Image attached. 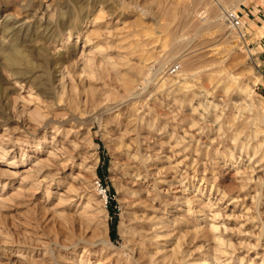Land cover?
Returning <instances> with one entry per match:
<instances>
[{"label":"rangeland","instance_id":"374dc122","mask_svg":"<svg viewBox=\"0 0 264 264\" xmlns=\"http://www.w3.org/2000/svg\"><path fill=\"white\" fill-rule=\"evenodd\" d=\"M114 1H116L115 6L109 9L103 5L106 0H0V78L3 80V82H0L2 86L0 112L3 113L4 111L2 107L5 98L13 100L17 94L26 96L33 80L35 81L34 92L40 94L42 89V91L49 94L57 93L56 101H58L61 94L59 91L61 75L59 74L60 72L55 74L53 69L58 64V61L55 60H58L57 57L59 55L63 57L61 62H59L64 65L61 70L64 69L63 71H65L66 69L67 71L65 76H68L66 79L67 85H69L68 88L76 87L80 100L84 103L80 102L79 104V108L82 111L79 109L80 114H78L79 116L76 120L65 126L66 130H71V132L68 130V139L64 137L65 135L57 139V142H64L66 147L73 148L74 155H72L75 163L73 167H69L66 170H63L62 167H56V163H54V167L52 166L51 170L60 169V175L52 187L53 202L46 209L49 210L58 203L59 195L67 191L66 189L71 183L74 186L77 184L75 188L83 197L84 202L91 200L92 206L95 209L97 208V211L100 209V211L104 212L105 210V213L99 215L103 219V227L101 226L100 230L93 234V229L89 230L79 225L65 227L57 221H50L49 223L44 221L42 219L44 212L40 211L36 203H41L40 201L44 199L45 189H42L35 196H28L26 199L28 201L25 203L20 200L21 204L23 203L22 205H20L18 200L12 202L6 208L0 210V264H85L88 261H91V264H152L150 262L151 257L154 258L157 252H161L164 245L174 246V238L171 240L166 239L164 236H160L159 240L152 238L155 232L150 231L153 226L148 225L146 231L149 235L150 245L148 244L146 248V258L139 260V256L132 251L130 235L133 224L132 217L143 213H136L137 209L134 208V200L142 197L146 200V203L148 202V205L151 204L150 206H153L151 215L158 218L161 217L159 220L163 223H173L175 221L173 219L175 218L174 216L179 217L180 215L178 220L187 218L186 220L190 225L189 228L181 227L179 224H176L177 226L171 224V226L175 225L176 227L173 226L174 229L173 227L170 229L175 230L177 228L175 234L179 231L178 234L185 236L186 245L183 248L187 252L185 253L189 254L187 255L188 259H186L188 262L185 261L183 264H199L210 259L209 257L212 254L208 252L210 247H207L211 243L208 242L209 238L202 234L199 235L201 237L195 238L193 234L196 227L200 228L202 226V229L206 227L210 229V224L218 225L221 233H225L226 229V233L223 235L224 238L227 241L229 240L228 243H231L237 249L236 255L232 254V250H228L229 253L232 252L230 256L233 255L234 257H232L231 263L227 261L230 256L223 258L222 262L225 261L224 264H250L252 260L256 264H260L264 254V196L257 208L255 205H251L252 196L254 195L252 192H254L256 186L252 188L253 190H249L250 192L252 191L251 193L247 191L245 193L239 189L241 179L236 175V172H250V170L247 171V167L250 166L246 157L240 156L243 148L236 146L234 135L237 132H241L239 142L251 148L256 147V142L253 143L251 138L253 131H262L261 139L264 136V31H261L264 27V0ZM234 13L238 14L244 23L241 32L233 29L229 22V16ZM221 23L223 24L220 25ZM79 25L82 29L78 28ZM99 27L102 31L101 36L96 37V35L90 33V30L99 29ZM96 46L104 49L105 53H103V56L108 54L111 58L118 61L123 58L129 61L132 66L141 68V72L138 73L133 70L128 71V73L131 72L129 76L133 79V86L130 92L125 91L123 82L115 80L112 75L110 77L103 76L98 68H96V78L94 80H88L85 74L82 75V78L79 77L84 68L77 66L76 63L82 53L86 55L93 54L96 62L98 60L100 63L102 54L95 51L97 50ZM16 47H21V49L32 55L38 63V68L35 70V79L30 78V80H27L29 79L27 78L26 81H20H23L21 85L26 90L18 89L17 93H14V86L12 85L15 84L13 82H16V80L7 74L4 64L5 56ZM188 62L189 64L192 63L191 66ZM179 78L187 79L183 83L186 87L189 85L188 88L194 90V105L200 104L202 106H200L199 114L195 115L189 106L187 108V105L184 107L175 102V97L182 98L181 95L177 94L180 90L176 89V87L169 90L171 89L169 82ZM105 81L109 84L108 87L103 85ZM90 85L100 86L101 92H96L95 96L91 95L88 91ZM229 90L234 92L231 93ZM108 91H111L109 93L112 95L104 97V94L108 93ZM77 96L75 94L73 97ZM90 97L93 98L92 101ZM196 97L199 99L197 100ZM44 100L47 99L44 98ZM203 104L207 112L204 110ZM131 106L134 107L133 110ZM201 114L206 118H203ZM262 114L263 116H261ZM2 115L0 114V140H3L4 137H6L4 141L13 140V146H3L7 152H12L17 149V145L14 143L18 142L16 141L18 137H14L7 130L13 131L18 125L13 122L5 123L1 119ZM215 115H218L219 120H216L217 116ZM174 116L176 118L174 119L175 121L173 120ZM236 118L242 120V123L244 122L243 125L242 123L237 124ZM134 119H138L145 128L152 121L151 125H155V128L157 127L155 130L157 133L155 131L148 132L146 129L140 133L142 150L145 154L147 153L152 157L150 170L156 173L149 177L150 179L146 183L148 187L144 190L139 189L140 187H133L128 182V174L126 175V173L127 169H129V163L124 157L120 156L117 146V138L122 133L120 122ZM202 119L206 121L204 120V122ZM191 120H198L199 123V126L192 131ZM245 120L249 124H245ZM180 121L181 123L179 124ZM115 122H117L116 125ZM206 122L208 125L205 124ZM252 122L254 124H251ZM72 125L74 126L72 127ZM203 128L204 130H202ZM223 129L229 131H222ZM184 131H189L190 134H193L195 136L194 140L190 139L189 136L187 137ZM46 132H48L46 142L50 145L52 134L48 127L43 129L39 136H44ZM176 132L178 133L176 134ZM222 132L225 133L222 134ZM232 132L233 135H231ZM226 133L229 134V139H227L228 134ZM182 137L186 138L184 139L187 140V143L180 145L179 150L171 151V148L177 145L176 140L180 141ZM224 137H226V140ZM32 139L37 138L32 137ZM191 140L196 142V144ZM201 144L206 147L203 148L200 146ZM144 146L146 147L145 149ZM210 146H214L215 149L213 148V150ZM33 148L30 147L28 149L30 156L34 155L35 148ZM250 150L249 152L253 153L252 149ZM228 151L230 152L228 153ZM213 153L216 155H213ZM172 155H176V158L171 159L172 161L174 160V164L181 162V173L188 169V171L190 170L189 176L192 175V177L188 176V181L184 183L187 188L186 196H183V193L175 189L168 190V188H164L163 192L160 189H156L157 187L155 188L158 178V182L165 179V177L167 179L171 178L161 169L164 167L162 162L167 161L166 157H171ZM197 158L200 159L198 160ZM190 159L191 161H189ZM95 163L96 166L93 169ZM258 174L261 175H258L261 178L264 176L262 172ZM69 175L71 177L68 179L67 176ZM75 176L78 181H73ZM98 182L107 191L106 195L103 194V196H107L105 205L102 204L104 197L99 194L97 188ZM20 184V180L15 181L13 185L7 187L5 192H3V187L0 186V195H2L0 198L3 196L5 198L11 197L16 191L15 188ZM213 185L214 189L212 190ZM132 190L139 192L137 197ZM147 190L148 193L150 192V196H147ZM221 191L223 193L226 192L230 197L221 201L223 203L218 200L221 198ZM54 193H57V195ZM188 197L191 200L193 199L191 203L193 211H199L204 208L201 218L193 216L192 218L188 213H184L185 207L181 205L182 201H179V199L185 198L184 201H186ZM45 204L47 205L46 202ZM175 206L182 209V211L175 209ZM49 214L50 212L47 211L45 216L50 218ZM133 214L135 215L133 216ZM215 214L217 215L216 218L214 217ZM196 216L200 215L196 214ZM105 228H108V232L105 231ZM184 229H186V233ZM190 229L193 232L190 233ZM26 231L32 234L27 236ZM168 241L170 242L168 243ZM171 248L169 247V249ZM147 252L148 255L150 254L149 256ZM36 254L46 255V258L43 259ZM190 254H194L191 256L192 258ZM158 255L160 256L161 253ZM242 258H245L243 263L240 261ZM81 260L82 262H80ZM161 262L163 260L153 264H163ZM207 263L211 262L208 261Z\"/></svg>","mask_w":264,"mask_h":264},{"label":"bare ground","instance_id":"6f19581e","mask_svg":"<svg viewBox=\"0 0 264 264\" xmlns=\"http://www.w3.org/2000/svg\"><path fill=\"white\" fill-rule=\"evenodd\" d=\"M119 3V2H118ZM102 4V3H101ZM116 4V1L114 0H106V2H103V5L105 8H109L112 9V6L114 7ZM119 6V5H118ZM101 7V6H100ZM102 11V10H101ZM234 12V11H233ZM234 14L229 16V21L232 19ZM111 16H113V14H111ZM55 17V16H53ZM56 18V17H55ZM102 18V17H101ZM189 18V17H188ZM224 18V17H223ZM81 19V18H80ZM220 19V18H219ZM51 20V19H50ZM71 20V19H70ZM69 20V21H70ZM66 22V21H65ZM64 22V23H65ZM93 22V21H92ZM91 22V23H92ZM59 23V22H58ZM66 24V23H65ZM93 24V23H92ZM223 23H221L220 25H222ZM49 25V23H48ZM63 25V24H62ZM72 25V24H71ZM74 25V24H73ZM77 25V24H76ZM96 25V24H95ZM78 27V26H77ZM6 28V27H5ZM80 28V25L79 27ZM14 29V28H12ZM11 29V30H12ZM82 29V28H80ZM10 30V29H9ZM86 30V29H85ZM103 30V29H102ZM16 31V30H15ZM64 31V29H63ZM92 35H96L97 36H101L102 31L99 27V29H95V30H90ZM261 31H264V27L261 29ZM11 32V31H10ZM73 32V31H72ZM4 33V32H3ZM8 34V33H7ZM12 35V34H11ZM10 35V36H11ZM65 35V34H64ZM9 36V34H8ZM71 36V35H70ZM6 37V36H5ZM4 37V38H5ZM91 38V37H90ZM99 38V37H98ZM69 39V38H68ZM174 39V38H173ZM7 40V39H6ZM19 41V40H18ZM67 43V42H66ZM69 43V42H68ZM130 43V42H129ZM19 44V43H18ZM174 44V43H173ZM67 45V44H66ZM98 45V44H97ZM138 45V44H137ZM86 46V45H85ZM87 47V46H86ZM97 50H95L96 52H100L102 55L101 61L99 63V61L97 60L96 62V58L93 56V54H84L82 53L81 56H79L80 58L77 61V66L79 67H83L84 70L82 72V74L79 75L80 78H82V75L85 74V76L87 77L88 80H94L96 78V68L99 69V71L101 72V74L103 76H111L112 78H114L115 80H119L121 82H123L124 85V89L127 92H130L132 90V86H133V79L129 76L130 73H128V71H136L141 72L139 67L136 66H132V64L129 61L124 60L123 58L118 60H114L113 58L110 57V55H105L103 56V53H105L104 49L102 47H97ZM174 48V47H173ZM176 48V47H175ZM85 49V47H84ZM92 49V48H91ZM124 49V48H123ZM6 50V49H5ZM56 50V49H55ZM175 50V49H174ZM123 51V50H122ZM176 51V50H175ZM174 51V52H175ZM89 53V52H88ZM5 56V55H4ZM142 56V55H141ZM71 57V56H70ZM137 57V56H136ZM142 58V57H141ZM140 58V59H141ZM58 60V64L56 65V67L53 69V72L56 74H58V72H60L59 74L61 75L60 78V82H61V86L59 87V91L61 92L59 100L56 101V94L57 93H47L45 91H42V89L40 90V94H37V92H34V80L31 82L32 86L29 88V90L27 91V95L23 96L22 94H17V96L12 100L10 98H5L4 99V104H3V113L0 112V114L2 115L1 119L6 123H17L18 127H16L13 131H11L10 129H6L7 132H11V134L14 137H18L16 138L18 141L17 143H14L17 145V149L15 151H10L7 152L5 150V148L3 146H10L13 142V140L9 141H4V137L3 140H0V186L3 187V192L6 191L7 187H10L11 185L14 184L15 181L20 180L21 184L15 188V193L11 196V197H1L0 198V210L6 208V206L10 205L12 202L15 201H20L22 200L23 203H25L28 196H35L36 194L40 193V191L42 189H45V197L43 200H41V203H36L38 205V208L40 209L41 212H44V215H42V219L44 221H47L48 223L50 221H57L59 222L61 225H64L65 227H69L71 225L76 226L79 225L81 227H86L87 229L91 230L93 229V234H95L96 232H98V230H100L101 226L103 225V219H101L99 217L100 214L105 213L100 211V209L97 211V208L95 209L92 206L91 200H88L86 202H84L83 197L77 192L76 190V186H74L73 184H69L68 188L66 189L67 191L63 192V194L59 195V199H58V203L53 206L52 208H50L49 210H47L46 208H48V205L50 206V203L53 202L52 201V187L53 185H55V183L57 182V177L60 175V169L56 170H51L52 166L54 167V163H56V167H62L63 170H66L69 167H73L74 166V157H73V148H68L65 146L64 142L61 143L57 142L58 137L65 135L64 137L66 138L67 135H69V131L71 132V130L67 129L66 127L67 125H70L72 122H74L76 120V118L79 116L78 114H80L79 109L82 111L81 108H79V104L80 102L82 103V100H80V97L78 95V92L76 90V87H72V88H68L69 85H67V78L68 76L66 74V69L65 71L61 70L63 68L64 65H61L59 62H61V59H63V57L61 55H59L57 57ZM67 59V58H66ZM146 59V58H145ZM68 60V59H67ZM144 60V57H143ZM4 61V60H3ZM139 61V60H138ZM138 61H136L138 63ZM132 62V61H131ZM134 63V62H133ZM191 63V62H190ZM48 64V63H47ZM63 64V63H62ZM142 64V63H141ZM189 64V62H188ZM192 64V63H191ZM191 64H189L191 66ZM194 64V63H193ZM140 65V64H139ZM141 66V65H140ZM4 69L7 72V74H9V76H11L12 78H14L16 80L13 88H14V93L20 89V90H26L24 86L21 85V83L23 81L30 80V78H34L35 75V70L38 68V63L34 60V58L32 57V55L28 54L25 50L21 49V47H16L11 53L7 54L5 56V64H4ZM82 68V69H83ZM51 69V68H50ZM68 69V68H67ZM145 69V68H144ZM48 70V69H47ZM61 70V71H60ZM70 71V70H69ZM49 72V71H48ZM99 73V72H98ZM78 74V73H77ZM73 75V74H72ZM100 75V74H99ZM211 76V75H209ZM230 76V74H229ZM75 77V76H74ZM101 77V76H100ZM185 77V76H184ZM183 77V78H184ZM228 77V76H227ZM233 77V76H232ZM231 77V79H232ZM57 78V77H56ZM182 78V77H181ZM179 78L178 80H172L169 83L171 84L170 87L172 90V88H175L180 90L178 91L177 94L181 95V99L180 98H176L175 97V102L181 104V106L183 105L184 107L187 108H191V111L197 115L200 113L199 109H200V104H198L197 106L194 105V98H195V94H194V90H191L188 85V87L185 86V84L183 82H185L187 79H181ZM187 78V77H186ZM210 78V77H209ZM35 79V78H34ZM103 79V78H101ZM107 79V78H105ZM235 79V78H234ZM21 80H23L22 82H20ZM53 80V79H52ZM86 80V79H85ZM230 80V78H229ZM3 82L2 78H0V82ZM8 81V80H7ZM59 81V80H58ZM66 81V82H65ZM168 81V80H167ZM166 81V82H167ZM233 81V80H232ZM50 82V81H49ZM86 82V81H85ZM97 82V81H96ZM104 82V81H103ZM165 82V83H166ZM51 83V82H50ZM87 83V82H86ZM85 83V84H86ZM236 83V81H235ZM69 84V83H68ZM88 84V83H87ZM96 84V83H95ZM167 84V83H166ZM81 85V83H80ZM97 85V84H96ZM101 85V84H100ZM103 85L105 87H108L109 84L107 83V81H105V83H103ZM220 85V84H219ZM46 86V85H45ZM85 86V85H84ZM93 86V87H92ZM90 85L88 88V91L91 95L95 96L96 92L101 90V87H96L94 85ZM167 86V85H166ZM234 86V85H233ZM87 87V86H86ZM85 87V88H86ZM168 86V88H170ZM217 87V86H216ZM228 87V86H227ZM53 88V87H52ZM83 88V87H82ZM111 88V87H110ZM184 88V89H183ZM193 88V87H191ZM196 88V87H195ZM201 88V87H200ZM219 88V87H218ZM229 88V87H228ZM237 88V87H236ZM87 89V88H86ZM107 89V88H106ZM109 89V88H108ZM199 89V88H198ZM238 89V88H237ZM2 90V86L0 85V92ZM50 90V89H49ZM165 90V89H164ZM200 90V89H199ZM233 90V89H232ZM239 90V89H238ZM54 91V90H53ZM177 91V90H176ZM226 91V89H225ZM230 91V90H229ZM235 91V89H234ZM232 91V92H234ZM101 92V91H100ZM111 91H108V93L104 94L105 96H111L112 94L109 93ZM182 94H181V93ZM231 92V91H230ZM231 92V93H232ZM17 93V92H16ZM21 93V92H20ZM36 93V94H35ZM83 93V92H82ZM200 93V91H199ZM210 93V92H209ZM208 93V94H209ZM238 93V92H237ZM237 93H235L237 95ZM76 94L77 97H73ZM109 94V95H108ZM207 94V93H206ZM212 94V93H211ZM172 95V94H171ZM92 96V97H93ZM140 96V95H139ZM138 96V97H139ZM175 96V95H173ZM172 96V97H173ZM210 96V95H209ZM91 98V101L93 100V98ZM171 97V98H172ZM178 97V96H177ZM213 97V96H212ZM44 98H46L47 100H44ZM166 98V97H165ZM58 99V98H57ZM101 99V98H100ZM99 99V100H100ZM138 99V98H137ZM197 99V97H196ZM199 99V98H198ZM197 99V100H198ZM12 100V101H11ZM231 100V99H229ZM84 101V100H83ZM88 101V100H87ZM235 101V100H234ZM86 102V101H85ZM84 104V103H82ZM231 104V103H230ZM243 104V103H242ZM1 105V104H0ZM106 105V104H105ZM235 105V104H234ZM241 105V104H240ZM249 105V104H247ZM135 106V105H134ZM180 106V107H181ZM189 106V107H188ZM206 106V105H205ZM233 106V104H232ZM245 106V105H244ZM253 106V105H252ZM132 107V106H131ZM202 107V106H201ZM204 107V104H203ZM209 107V106H208ZM237 107V106H236ZM108 108V107H107ZM134 107H132L133 110ZM207 108V106H206ZM242 108V107H240ZM246 108V107H245ZM251 108V106H250ZM249 108V109H250ZM177 109V108H176ZM211 109V108H210ZM248 109V108H247ZM253 109V108H252ZM183 110V109H182ZM187 110V109H186ZM185 110V112H186ZM205 110V107H204ZM207 110V109H206ZM205 110V111H206ZM216 110V109H215ZM212 110V111H215ZM138 111V110H137ZM140 111V110H139ZM210 111V110H209ZM217 111V110H216ZM239 111V110H238ZM119 112V111H118ZM133 112V111H132ZM207 112V111H206ZM122 113V112H120ZM126 113V112H125ZM124 113V114H125ZM135 113V112H134ZM205 113V112H204ZM203 113V114H204ZM214 113V112H213ZM212 113V114H213ZM260 113V112H259ZM119 114V113H118ZM144 114V113H143ZM220 114V113H219ZM218 114V115H219ZM121 115V114H120ZM127 115V114H126ZM142 115V114H141ZM149 115V114H147ZM189 115V114H188ZM192 115V114H191ZM202 115V114H201ZM200 115V116H201ZM206 115V114H205ZM214 115V114H213ZM218 115L216 120L218 119ZM246 115V114H245ZM145 116V115H144ZM203 118L204 115H202ZM201 116V117H202ZM263 116V114L261 115ZM260 116V117H261ZM116 117V116H115ZM143 117V115H142ZM148 117V116H147ZM177 117V116H176ZM193 117V116H192ZM222 117V116H221ZM129 118V117H128ZM146 118V116H145ZM172 118V117H171ZM189 118V117H188ZM187 118V119H188ZM196 118V117H195ZM249 118V117H248ZM262 118V117H261ZM119 119V118H118ZM127 119V118H126ZM139 119V118H138ZM138 119H134V120H124L121 121L120 125L122 127V133L120 134V136L117 138V146L118 149L120 151V156L124 157L126 159V161L129 163V169H127V173L126 175L128 182H130L133 187H140L139 189L144 190L146 189L147 186V180L150 179L149 177H152L154 174V172H152L150 169L152 167V157L150 155H148L147 153L145 154L144 151L142 150V145L140 144V133H142L141 131L145 130L148 132H154L156 130L155 125H151V123H153V121L150 124H147V128L144 127V125L142 123H140L138 121ZM176 119L175 116L173 118V120ZM184 119V118H183ZM212 119V118H211ZM223 119V118H222ZM121 120V119H119ZM147 120V118H146ZM153 120V118H152ZM155 120V119H154ZM170 120V119H169ZM185 120V119H184ZM200 121V119H198ZM198 120H191L190 122V126H191V131L194 130L195 128H197L199 126ZM203 120V119H202ZM205 120V119H204ZM203 120V121H204ZM221 120V119H220ZM264 120V119H263ZM175 121V120H174ZM187 121V120H186ZM185 121V122H186ZM189 121V120H188ZM206 121V120H205ZM204 121V122H205ZM235 121L237 122V124H241L242 120H240L239 118L235 119ZM246 121V120H245ZM253 121V120H252ZM203 122V124H204ZM209 122V121H208ZM215 122V121H214ZM3 123V122H1ZM77 123V122H76ZM117 122H115L116 125ZM148 123V122H147ZM181 123V121L179 122V124ZM189 123V122H187ZM229 123V122H227ZM244 123V122H243ZM242 123V125H243ZM177 124V123H176ZM205 124L208 125V123L206 122ZM211 124V123H210ZM218 124V123H217ZM245 124H249V122L246 121ZM251 124H254L253 122ZM250 124V125H251ZM5 125V124H4ZM157 125V124H156ZM178 125V124H177ZM206 125V127H208ZM229 125V124H228ZM241 125V126H242ZM249 125V126H250ZM256 125V124H255ZM74 125H72L73 127ZM160 126V125H159ZM183 126V125H182ZM187 126V125H186ZM185 126V127H186ZM189 126V124H188ZM187 126V127H188ZM201 126V125H200ZM252 126V125H251ZM264 126V125H263ZM50 129V132L52 134V142L51 144H47V140L46 137L48 136V132H46L44 134V136H39L40 133L42 132L43 129L46 128ZM177 127V126H176ZM205 127V128H206ZM212 127V125H211ZM217 127V126H216ZM229 127V126H228ZM253 127V126H252ZM251 127V128H252ZM161 128V126H160ZM236 128V127H235ZM258 128V127H257ZM75 129V128H73ZM162 129V128H161ZM171 129V128H170ZM179 129V128H178ZM187 129V128H186ZM199 129V128H198ZM207 129V128H206ZM210 129V127H209ZM232 129V128H231ZM238 129V128H237ZM236 129V130H237ZM69 130V131H68ZM204 130V128L202 129ZM201 130V131H202ZM213 130V128H212ZM217 130V129H216ZM220 130V129H219ZM254 130V129H253ZM197 131V130H196ZM222 131H229V130H225L223 129ZM231 131V130H230ZM247 131V129H246ZM116 132H118V130H116ZM156 132V131H155ZM170 132V131H169ZM200 132V130H199ZM224 132V133H225ZM235 132V131H234ZM251 132V131H250ZM264 132V131H263ZM74 133V132H73ZM120 133V132H119ZM145 133V132H144ZM143 133V134H144ZM147 133V132H146ZM157 133V132H156ZM168 133V132H166ZM173 133V132H171ZM178 132H176L177 134ZM184 133L187 135V137L189 136L190 139L194 140L195 136L193 134H190L189 131H184ZM206 133V132H203ZM202 133V134H203ZM210 132L208 131V134ZM213 133V131H212ZM215 133V132H214ZM222 132V134H224ZM43 134V133H42ZM50 134V135H51ZM77 134V133H76ZM75 134V135H76ZM153 134V133H151ZM165 134V133H164ZM175 134V133H174ZM195 134V133H194ZM228 134V133H226ZM225 134V135H226ZM235 134V133H234ZM243 134V133H242ZM49 135V136H50ZM119 135V134H118ZM145 135V134H144ZM149 135V134H148ZM155 135V134H154ZM170 135V134H169ZM172 135V134H171ZM210 135V134H209ZM233 135V132L232 134ZM241 135V132H237L236 135H234V142L236 143V146H240L241 148H243L242 152H240V156L243 157L245 156L247 159V162H249V166L247 167V171L250 170V172H243V171H237L236 175L238 177H240L241 181L239 182V186L242 192H250L249 190H251L253 187L254 188V195L252 196V201H251V205H255L257 208L259 207L260 201L262 199V197L264 196V176L261 178L260 172L264 173V136L261 139V135H262V131L260 130H256L253 131L251 134V138L253 140V143L256 142V147H246L245 144H241L239 141V136ZM246 135V134H245ZM178 136V135H177ZM229 134L227 135V139H229L230 137H228ZM32 137L37 138V139H32ZM149 137V136H148ZM153 137V136H152ZM171 137V136H170ZM232 137V138H233ZM245 137V136H244ZM77 138V137H76ZM75 138V139H76ZM174 138V136H173ZM176 138V137H175ZM179 138V136H178ZM185 137H182L181 140L179 141L178 139L176 140V146L172 147L171 151L175 152L176 149H178L180 147V145L186 144L187 140L184 139ZM208 138V137H207ZM226 137H224L225 139ZM1 139V138H0ZM68 139V137H67ZM70 139V138H69ZM73 139V140H75ZM183 139V140H182ZM214 139V137H213ZM242 139V138H241ZM7 140V139H6ZM150 140V139H149ZM191 140V141H192ZM217 140V139H216ZM219 140V139H218ZM223 140V139H222ZM226 140V139H225ZM247 140V139H246ZM249 140V139H248ZM251 140V139H250ZM262 140V142H261ZM66 141V140H65ZM78 141V140H77ZM175 141V139H174ZM203 141V140H202ZM213 141V140H212ZM72 142V140H71ZM170 142V141H169ZM189 142V141H188ZM193 142V141H192ZM200 142V141H199ZM215 142V141H214ZM221 142V141H220ZM228 142V141H227ZM78 143V142H77ZM146 143V141H145ZM194 144H196V142H193ZM203 143V142H202ZM206 143V142H205ZM216 143V142H215ZM223 143V142H222ZM225 143V142H224ZM230 143V142H229ZM67 144V142H66ZM79 144V143H78ZM147 144V143H146ZM175 144V143H174ZM211 144V143H210ZM219 144V143H218ZM170 145V144H169ZM199 145V144H198ZM214 145V144H213ZM216 145V144H215ZM221 145V144H220ZM146 146V145H145ZM144 146V149L146 148ZM187 146V145H186ZM200 146L203 147V145L201 144ZM223 146V145H222ZM30 147H34L35 148V152H33L34 155L29 154L28 149H30ZM148 147V146H147ZM164 147V146H163ZM177 147V148H176ZM184 147V146H183ZM206 147V146H204ZM203 147V148H204ZM211 147V146H210ZM33 148V149H34ZM187 148V147H186ZM201 148V147H199ZM212 149L214 148L211 147ZM164 149V148H163ZM211 149V150H212ZM215 149V148H214ZM213 149V150H214ZM245 149V150H244ZM252 149L253 153H250L249 150ZM8 150V149H7ZM10 150V149H9ZM12 150V149H11ZM14 150V149H13ZM161 150V149H160ZM165 150V149H164ZM169 150V149H168ZM179 150V149H178ZM190 150V149H189ZM188 150V151H189ZM200 150V149H199ZM192 151V150H190ZM198 151V150H197ZM206 151V150H205ZM232 151V150H230ZM228 151V153L230 152ZM240 151V150H239ZM251 151V150H250ZM160 152V151H159ZM158 152V153H159ZM181 152V151H180ZM211 152V151H210ZM223 152V151H222ZM152 153V152H151ZM192 153V152H191ZM190 153V154H191ZM194 153V152H193ZM202 153V152H201ZM232 153V152H231ZM244 153V154H243ZM73 154V155H72ZM160 154V153H159ZM169 154V153H168ZM189 154V155H190ZM234 154V153H233ZM239 154V153H238ZM86 155V154H85ZM161 155V154H160ZM159 155V156H160ZM171 155V154H170ZM187 155V154H186ZM193 155V154H192ZM195 155V154H194ZM200 155V154H199ZM202 155V154H201ZM210 155V154H209ZM213 155H216L213 153ZM78 156V155H77ZM154 156V155H153ZM166 156V155H165ZM183 156V155H182ZM185 156V155H184ZM238 156V155H236ZM96 157V156H95ZM189 157V156H188ZM202 157V156H200ZM229 157V156H228ZM81 158V157H80ZM158 158V157H157ZM156 158V160H157ZM176 158V155H172L171 157H166L167 161L162 162L164 167L161 169V171H163L166 175H169L171 178V180L167 179L165 177V179H163L162 181L158 182V179L156 181V185L155 188L156 189H160V190H164V188H168V190H176L179 191L181 193H183V196H186V191L187 188L184 185L185 181H188L189 177H192V175L189 176V171L188 169L185 170V172L181 173L182 169H180V163H175L174 164V160L172 161L171 159ZM185 158V157H184ZM196 158V157H194ZM209 158V156H208ZM213 158V157H212ZM94 159V158H93ZM122 159V158H121ZM198 159V158H197ZM200 159V158H199ZM198 159V160H199ZM215 159V158H214ZM233 159V158H232ZM242 159V158H241ZM240 159V160H241ZM91 160V159H90ZM162 160V159H161ZM193 160V158H192ZM209 160V159H208ZM229 160V159H228ZM236 160V159H235ZM76 161V158H75ZM94 161V160H93ZM158 161V160H157ZM191 161V159L189 160ZM197 161V160H196ZM214 161V160H212ZM243 161H245L243 159ZM156 162V161H155ZM160 162V161H158ZM80 163V161H79ZM82 163V162H81ZM92 163V162H91ZM161 163V162H160ZM197 163V162H196ZM202 164V162H200ZM89 164V163H88ZM87 164V166H88ZM155 164V163H154ZM205 164V163H204ZM208 164V163H207ZM248 164V163H247ZM92 166V165H91ZM96 163L93 165V169L95 168ZM127 166V165H126ZM186 166V165H185ZM197 166V164H196ZM199 166V165H198ZM154 167V166H153ZM188 167V166H187ZM209 167V166H208ZM235 167V166H233ZM85 168V167H84ZM185 168V167H184ZM238 168V167H237ZM246 168V167H245ZM90 169V168H89ZM62 170V171H63ZM153 170V169H152ZM260 170V171H258ZM71 171V169H70ZM90 171V170H89ZM157 172V171H156ZM81 173V172H80ZM158 174V173H157ZM260 175V176H258ZM163 176V175H161ZM189 176V177H188ZM68 179L69 177H71V175L67 176ZM60 178V177H59ZM73 178V177H72ZM81 179V178H79ZM155 179V178H154ZM179 179V180H178ZM192 179V178H191ZM64 180V179H63ZM65 181V180H64ZM73 181H78V178L73 179ZM144 181V182H143ZM210 181V180H209ZM66 182V181H65ZM69 182V181H68ZM204 182V181H203ZM206 182V181H205ZM74 183V182H72ZM81 183V181H80ZM129 183V184H130ZM155 183V182H152ZM150 183V184H152ZM188 183V182H187ZM68 184V183H67ZM213 184V183H212ZM211 184V185H212ZM193 185V184H192ZM188 186V185H187ZM151 188V187H150ZM154 188V189H155ZM219 188V187H218ZM222 188V187H221ZM137 189V188H136ZM214 189V185L212 186V190ZM220 189V188H219ZM218 189V190H219ZM157 190V191H158ZM253 190V189H252ZM99 194L103 196V193L100 192V190L98 189ZM134 191V195L137 197V194L139 192H137V190H132ZM152 191V190H151ZM217 191V190H216ZM164 192V191H163ZM201 192V190H200ZM219 192V191H217ZM222 192V191H221ZM250 192V193H251ZM85 193V192H84ZM150 193V192H149ZM148 193V190L146 192L147 196H150ZM159 193V192H158ZM170 193V192H168ZM177 193V192H176ZM186 193V194H185ZM246 193V192H245ZM55 194V193H54ZM141 194V193H140ZM156 194V193H155ZM163 194V193H162ZM167 194V193H166ZM165 194V195H166ZM172 194V193H171ZM242 194V193H241ZM57 195V193L55 194ZM158 195V194H157ZM160 195V193H159ZM168 195V194H167ZM194 195V194H193ZM211 195V194H210ZM230 195V194H229ZM251 195V194H249ZM2 196V195H0ZM145 196V195H144ZM161 196V195H160ZM179 196V195H178ZM177 196V197H178ZM188 196V195H187ZM190 196V195H189ZM195 196V195H194ZM90 197V196H89ZM93 197V196H92ZM104 198L102 199V204L105 205V199L106 197L103 196ZM139 197V196H138ZM180 197V196H179ZM229 197L228 194L226 192H222L221 194V198L218 199L220 202L226 200V198ZM32 198V197H31ZM34 198V197H33ZM148 198V197H147ZM162 198V197H161ZM186 198V197H185ZM185 198H180L179 201H182L181 205L183 207H185V211L184 213H188L189 215H191V217H195V218H201V214L203 215L204 212V208L200 209L199 211H193L191 209V203L192 200L191 198L188 200L184 201ZM196 198V197H195ZM230 198V197H229ZM236 198V197H235ZM249 198V197H248ZM150 199V198H148ZM198 199V198H197ZM151 200V199H150ZM199 200V199H198ZM31 201V200H30ZM152 201V200H151ZM218 201V202H219ZM246 201V200H245ZM264 201V200H263ZM45 202L47 203V205L45 204ZM153 202V201H152ZM169 202V201H168ZM196 202V201H194ZM243 202V201H242ZM22 203V204H23ZM28 203V202H27ZM80 203V204H78ZM134 208L137 209V212H143V213H139L140 215H135L133 214V216L135 215V217H132L133 219V224H132V231H131V235H130V243H131V248L132 251L134 253H136L139 256V260L141 259H145L146 258V248L147 245L150 243V241L148 240V233L146 231V227L148 225H152L153 227L150 228V231L155 232L154 237L152 238H160V236H164L166 239L171 240L174 238V246H163L161 252H157L154 256V258L151 257L150 262L153 264L155 262H159V260H163V264H183L185 261H187L186 259H188L186 254L187 252L184 251V246L185 244V236H182V234H178L179 231L177 232V234H175V230H170L171 227H176V224H179L181 227H186L189 228V222L186 220L187 218H183L182 220H178V218H180L177 216H174L175 221H173V223L171 222H161V220H159L160 218H158L157 216L151 215L152 211L151 208H153V206H150L146 203V200H144V198H139L137 200H134ZM133 203V204H134ZM151 203V202H149ZM171 203V202H170ZM223 203V202H221ZM234 203H236L234 201ZM245 203V202H244ZM21 201H20V205ZM32 204V203H31ZM78 204V205H77ZM155 204V203H154ZM153 204V205H154ZM202 204V203H201ZM200 204V205H201ZM204 204V203H203ZM209 204H211V202H209ZM238 204V203H237ZM243 204V203H242ZM16 205V204H15ZM25 205V204H24ZM28 205V204H27ZM167 205V204H166ZM208 205V204H206ZM213 205V204H212ZM220 205V204H218ZM229 205V204H228ZM245 205V204H244ZM35 206V205H33ZM169 206V205H168ZM210 206V205H208ZM235 206V205H234ZM242 206V205H241ZM254 206V207H255ZM26 207V206H25ZM174 207V206H173ZM172 207V208H173ZM196 207V206H195ZM213 207V206H212ZM28 208V207H27ZM37 208V209H38ZM208 208V207H207ZM211 208V207H210ZM209 208V209H210ZM214 208H216V206H214ZM213 208V209H214ZM236 208V207H235ZM238 208V207H237ZM133 209V210H135ZM175 209H179L182 211V209L180 208H176ZM219 209V208H218ZM253 209V207H252ZM197 210V209H196ZM250 210V209H249ZM255 210V209H254ZM260 210V209H259ZM7 211V210H6ZM47 211L50 212V218L49 216H45L47 214ZM257 211V210H256ZM1 212V211H0ZM249 212V211H248ZM259 213V212H258ZM261 213V212H260ZM200 215V216H196ZM34 215V214H33ZM184 215V214H183ZM251 215V214H250ZM182 216V215H181ZM216 214L214 215V217L216 218ZM163 217V216H162ZM192 217V218H193ZM260 217V215H259ZM205 218V217H204ZM212 218V217H211ZM1 219V218H0ZM39 219V217H38ZM105 219V218H104ZM210 219V218H209ZM257 219H258V215H257ZM260 219V218H259ZM41 220V219H40ZM262 220V218H261ZM260 220V221H261ZM264 220V219H263ZM1 221V220H0ZM43 221V222H44ZM107 221V220H106ZM190 221V220H189ZM192 221V220H191ZM197 221V220H196ZM212 221V220H209ZM216 221V220H215ZM40 222V221H39ZM194 223V222H193ZM25 224V223H24ZM171 224H175L173 226H171ZM195 224V223H194ZM208 224V223H207ZM49 225V224H48ZM178 226V227H180ZM188 226V227H187ZM197 226V224H196ZM207 226V225H206ZM210 229L206 228H195V231L193 232L191 229L190 233L193 232L195 238L201 237L199 236L200 234H202L203 236L209 238L206 239L208 240V242H211L207 245V247H210L208 252H210L212 255L209 257L210 259L208 261H210L211 263H207L208 261H203L199 264H224V262H222L223 258H228L230 256V253L232 252H228V250H232L233 253L236 255V250L234 248V246L231 243H228L229 240L227 241L223 235H225L226 233V229H225V233H221V229L218 225L216 224H210ZM28 227V226H26ZM53 227V226H52ZM103 227V226H102ZM105 227V226H104ZM173 227V229H174ZM78 228V226H77ZM148 228V227H147ZM76 229V228H75ZM260 229V228H259ZM148 230V229H147ZM180 230V229H179ZM182 230V229H181ZM185 233H186V229ZM194 230V229H193ZM2 231V230H1ZM23 231V230H22ZM105 231L108 232V228H105ZM264 231V230H263ZM184 232V231H183ZM37 233V232H36ZM106 233V232H105ZM27 236L31 235L30 233H28L26 231ZM88 234V233H87ZM107 235V233H106ZM25 236V234H24ZM193 236V237H194ZM87 237V236H86ZM194 238V239H195ZM38 239V238H37ZM156 240V239H155ZM159 240V239H158ZM197 240V239H196ZM42 241V240H41ZM165 241V240H164ZM10 242V241H9ZM8 242V243H9ZM167 242V241H166ZM170 241H168L169 243ZM187 242V241H186ZM7 243V242H6ZM162 244V243H161ZM188 244V243H187ZM93 245V244H91ZM150 245V244H149ZM158 245V244H157ZM68 246V245H67ZM153 246V245H152ZM151 246V247H152ZM169 247H172L171 249H169ZM25 248V247H24ZM257 248V246H256ZM206 249V248H205ZM250 251V250H249ZM150 252V251H149ZM152 252V251H151ZM156 252V251H155ZM186 252V253H185ZM205 252V251H204ZM207 252V251H206ZM153 253V252H152ZM161 253V255L159 256L158 254ZM30 254V253H29ZM133 254V253H132ZM32 255V254H31ZM40 257H42L43 259L46 258V255H41V254H36ZM134 255V254H133ZM148 255V252H147ZM150 255V254H149ZM148 255V256H149ZM154 255V254H153ZM158 255V257H157ZM194 255V254H193ZM190 254V257L193 256ZM208 255V254H207ZM248 256V255H247ZM134 257V256H132ZM157 257V258H156ZM189 257V258H190ZM233 255L230 256V258L227 259V261H230V263L232 262ZM236 257V256H235ZM249 257V256H248ZM247 257V258H248ZM41 258V259H42ZM50 258V257H49ZM192 258V257H191ZM190 258V259H191ZM195 258V257H194ZM206 258V257H205ZM24 259V258H23ZM32 259V258H31ZM134 259V258H133ZM149 259V258H148ZM147 259V260H148ZM236 259V258H235ZM26 260V259H25ZM38 260V259H37ZM47 260V259H46ZM45 260V261H46ZM252 260V259H251ZM48 261V260H47ZM121 261V260H120ZM135 261V260H134ZM149 261V260H148ZM241 263H243L245 261V258H242ZM32 262V261H31ZM43 262V261H42ZM41 262V263H42ZM82 262V260L80 261ZM119 262V261H118ZM188 262V261H187ZM199 262V261H198ZM69 263V261H68ZM21 264V263H19ZM45 264V263H44ZM67 264V263H66ZM85 264H91V261H88V263ZM100 264V263H99ZM137 264V263H136ZM228 264V263H227ZM250 264H256L254 262V260H252V263ZM260 264H264V254L262 255V261Z\"/></svg>","mask_w":264,"mask_h":264},{"label":"built area","instance_id":"2783aa9c","mask_svg":"<svg viewBox=\"0 0 264 264\" xmlns=\"http://www.w3.org/2000/svg\"><path fill=\"white\" fill-rule=\"evenodd\" d=\"M229 22L233 29L238 30L240 32L242 28L244 27V23L242 22L240 16L236 13H234L232 19ZM97 188L100 190L101 193L106 195L107 191L104 189L103 185L100 182L97 183Z\"/></svg>","mask_w":264,"mask_h":264}]
</instances>
